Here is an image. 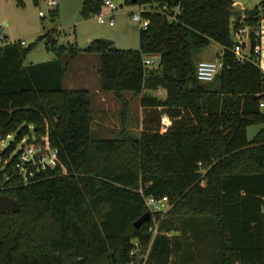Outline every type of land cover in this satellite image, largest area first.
I'll use <instances>...</instances> for the list:
<instances>
[{
  "label": "trees",
  "instance_id": "1",
  "mask_svg": "<svg viewBox=\"0 0 264 264\" xmlns=\"http://www.w3.org/2000/svg\"><path fill=\"white\" fill-rule=\"evenodd\" d=\"M102 4L81 0L80 15L97 14ZM122 4L153 9L142 12L149 24L139 29L138 49L111 50L101 40L85 49L56 45L50 29L37 41L46 39L55 57L25 65L35 42L0 46V141L13 134L0 158L10 157L9 170L23 137L47 135L65 168L5 192L19 209L0 212V264H128L135 238L149 245L145 264H264V125L247 137L249 125L264 124V69L254 53L264 0L236 22L233 0ZM162 6L179 7L176 22ZM244 27L250 49L239 61L232 36ZM211 41L221 45L223 65L200 81L196 56ZM82 50L98 54L102 90L123 104L124 92L139 95L146 114L158 110L171 120L165 131L145 124L138 136L122 127L118 137L96 138L89 91L63 86ZM146 56H158V66L144 64ZM157 90L164 95L149 93ZM147 196L167 197L161 218L148 210ZM147 211L151 218L136 228ZM153 218L160 219L154 235Z\"/></svg>",
  "mask_w": 264,
  "mask_h": 264
},
{
  "label": "rangeland",
  "instance_id": "2",
  "mask_svg": "<svg viewBox=\"0 0 264 264\" xmlns=\"http://www.w3.org/2000/svg\"><path fill=\"white\" fill-rule=\"evenodd\" d=\"M50 0H0V43L6 44L14 41H24L25 45H35L29 50L23 59V64L38 63L51 60L55 57L52 49L46 47V39L38 37L45 31L56 29V45L74 44L77 49L87 48L94 40L109 39L114 42L117 49H138L140 26L132 19V15L140 10L138 4H122V0H111L116 6L113 12L109 11L104 1L101 13L106 19L112 14L114 24L109 25L108 21L100 23L97 16L90 15L83 18L80 15L81 0H56V5H50ZM244 8H253L262 0H238ZM58 10V16L52 20L49 11ZM44 12V16L39 14ZM262 27L260 25V41L262 42ZM234 40L245 42L246 50L249 51L248 36L233 34ZM260 42V43H261ZM221 50V45L211 41L210 44L202 48L196 59L215 60L217 52ZM261 62L264 64V52L261 53ZM152 63L149 67H157L158 56H152ZM100 64L99 56L95 52L80 51L73 56L64 74L63 86L73 89H87L90 93L92 109L91 130L96 138H115L120 135L122 127L133 136H138L144 125L159 126V131H165L166 125L171 120L161 114L158 117V110L146 114V109L141 105L140 96L133 92H124L123 100H118L114 92L101 89L98 76ZM156 96H163L162 90L151 92ZM261 111L264 113V97L261 100ZM125 122V123H124ZM264 124H251L247 127V137L252 138ZM164 126V127H162ZM12 137L0 141L2 150ZM22 143L18 142L16 151L20 149ZM6 159V158H5ZM168 204L163 207V211L155 212L162 215L168 210ZM156 216V215H155ZM160 219L153 218L150 226L155 227ZM150 230V229H148ZM158 230V229H157ZM154 235V233H153Z\"/></svg>",
  "mask_w": 264,
  "mask_h": 264
},
{
  "label": "built area",
  "instance_id": "3",
  "mask_svg": "<svg viewBox=\"0 0 264 264\" xmlns=\"http://www.w3.org/2000/svg\"><path fill=\"white\" fill-rule=\"evenodd\" d=\"M50 5H56V0H50ZM104 5L107 6L108 10L113 12L117 9V6L111 0H105ZM140 10L132 15V19L138 23L140 28H147L149 24L148 18L142 15L143 11L153 10L151 6L147 4L140 5ZM160 11L165 12L170 21L176 22L180 13L179 7L168 9L166 6H162ZM41 16H44V12L39 11ZM97 20L100 23L108 21L109 25L114 24V18L112 14L106 19L101 11L97 14ZM245 33L248 35V28L244 27L238 30L237 34L242 35ZM22 45H25L24 41H20ZM244 41L239 40L234 47L233 51L239 61H243L247 58L246 51L243 47ZM3 45L0 43V46ZM261 46L254 49V53L261 56ZM222 53L220 52L215 60H199L196 64V77L200 81H211L214 76L222 68L223 62L221 60ZM152 56H146L144 58V64L150 65L153 61ZM260 65L264 69V64L261 62ZM12 137L13 134L7 135L6 138ZM2 141V140H1ZM22 143L19 150H15L11 153L15 154L16 158L12 163L11 168L7 169V164L10 162V157L2 160L0 158L1 173H0V194H5L6 191L11 190L17 186H26L36 181L41 180L42 175L50 170H55L59 166L62 167V172H65V168L61 164L58 158V151L52 147L49 143L48 136L45 135L42 141L30 140L28 136H25L20 141ZM145 204L150 212H161L163 211L164 205L167 203V197L156 199L152 196L144 198ZM168 204V203H167ZM152 233L157 232V225L155 227L150 226ZM149 253V245L143 246L138 238L132 240L131 248L128 252L129 262L128 264H145Z\"/></svg>",
  "mask_w": 264,
  "mask_h": 264
},
{
  "label": "water",
  "instance_id": "4",
  "mask_svg": "<svg viewBox=\"0 0 264 264\" xmlns=\"http://www.w3.org/2000/svg\"><path fill=\"white\" fill-rule=\"evenodd\" d=\"M132 2H136V0H132ZM231 13L235 17V22L240 20L243 17V10L240 7V4L234 3L231 8ZM249 31H253L249 28ZM111 50H115L114 42L109 39H101ZM19 209L18 202L12 196L7 194H0V212H16ZM151 218V213L149 211L145 212L139 219L134 222V226L136 228H140L142 224L147 222Z\"/></svg>",
  "mask_w": 264,
  "mask_h": 264
},
{
  "label": "crops",
  "instance_id": "5",
  "mask_svg": "<svg viewBox=\"0 0 264 264\" xmlns=\"http://www.w3.org/2000/svg\"><path fill=\"white\" fill-rule=\"evenodd\" d=\"M234 3H238V4H240V7L242 8V10H244V9H246V8H244L243 7V5L238 1V0H233V4ZM261 27H262V33H263V37H262V42L260 43V46H261V48L263 49V52H264V18L261 20ZM238 41V40H237ZM210 44V43H209ZM221 50H222V47H221ZM221 50L219 51V53L221 52ZM247 50L245 49V52H246ZM218 52H217V54H216V56L219 54ZM200 60H203V59H200Z\"/></svg>",
  "mask_w": 264,
  "mask_h": 264
}]
</instances>
